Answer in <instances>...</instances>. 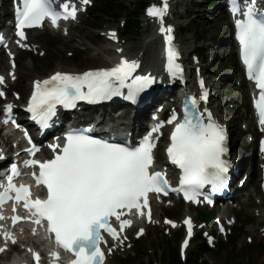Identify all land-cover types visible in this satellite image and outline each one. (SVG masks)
<instances>
[{
  "label": "snow or ice",
  "instance_id": "snow-or-ice-1",
  "mask_svg": "<svg viewBox=\"0 0 264 264\" xmlns=\"http://www.w3.org/2000/svg\"><path fill=\"white\" fill-rule=\"evenodd\" d=\"M83 2L88 3L89 0ZM167 7V0H164L163 7L150 8L149 15L160 17L162 22ZM61 9L56 10L54 0H20V5L16 8V34L25 38L24 28L41 26L45 19H51L53 25H56L61 18H76L77 9L74 5L70 8L65 2ZM240 11L239 0H233V13ZM243 15L244 20L236 21L237 38L248 76L260 90L255 106L259 113V123L264 126V15L256 13L255 0H246ZM160 31L171 33L172 29L169 27L165 30L162 26ZM111 35L115 37V33ZM2 40L3 37H0V41ZM166 40L168 70L170 74H174V68L179 71L182 69L174 65L178 52L172 46L171 35H166ZM138 67L136 61L122 59L113 68L89 71L82 75L57 72L49 79L35 83L28 110L32 113V119L42 127H48V121L56 114L58 104L64 108H75L80 100L96 103L121 95L135 103L138 95L155 80L150 75L133 76ZM3 81L4 78L0 76V83ZM125 88L126 95L122 92ZM2 95L4 93L0 91V96ZM203 98H207L206 92ZM191 103L193 110L186 109L183 122L176 124L171 134L167 154L172 164L182 170L181 188L174 190H182L185 199L195 200L205 184H211L214 190L226 184L228 161L223 159L227 152L224 128L212 121L210 113L208 123H204L202 115L197 114L194 98ZM11 109L12 105H6L5 111L9 116ZM11 122L15 123L14 120ZM168 122L171 123L172 120ZM158 131L159 126L152 130ZM151 137L152 133H149L138 146L131 147L93 138L84 131L70 132L63 146L49 145L54 150L61 148L54 158L24 162L26 167H39V176L35 172L33 176L38 185L46 187V199H29L28 186L21 184L17 187L13 183V177L19 175L13 164L12 175L7 177L8 186L0 193V206L11 199L23 201V206L31 212V217L36 218L35 223L40 224L46 220L47 232L50 235L54 233L56 244L76 256L72 264H103L104 254L100 244L106 241L103 240L101 230L106 231L113 239L118 238V232L110 225L109 218L115 217L120 221L122 231L131 225L130 220H121L124 210L130 212L136 209L143 215L140 210L148 207L149 192L167 194L168 180L165 173L151 171L154 160L152 150L156 146ZM29 143H32L30 138ZM27 151L34 156L39 149L33 144ZM261 151H264V141L261 142ZM3 158L0 155V159ZM13 192L15 197L10 195ZM148 217L150 220V208ZM0 219L3 217L0 216ZM20 219L22 218L14 216L13 224ZM185 223L190 237L191 221L186 220ZM221 230L223 231V227ZM142 232L143 229L138 234ZM4 235L6 239L11 238L10 233L5 232ZM12 242L15 243L14 238ZM187 245L188 241L185 240L184 247ZM4 250L0 248V252ZM51 255L54 259H59L58 253L53 252ZM33 256L36 264H40L39 253L33 252Z\"/></svg>",
  "mask_w": 264,
  "mask_h": 264
},
{
  "label": "rangeland",
  "instance_id": "rangeland-1",
  "mask_svg": "<svg viewBox=\"0 0 264 264\" xmlns=\"http://www.w3.org/2000/svg\"><path fill=\"white\" fill-rule=\"evenodd\" d=\"M140 0H126V2L130 4H137ZM202 2V6H199L198 13H196L192 7H190V4L193 3H199ZM132 7V6H131ZM189 11V16L186 18L185 12ZM212 9H208V7L204 4L203 0H181V3L179 5V15H182V20L180 23H187V19H190L192 17V14H201V19L203 22V30L201 31V40L195 44V35L193 32L189 34L182 33V39L185 41V45L190 46L191 48L199 49L200 47H204V50L206 54L209 55V57L214 60L213 64L210 66L212 67V71L214 74H212L210 77L215 78L218 76L229 77V76H235L234 70L236 69V64L234 60L231 58V48L230 46H227L226 48V54L222 56L223 48L220 47L222 43L221 38H223L224 33L226 32L227 28V22L223 21V17H221L217 13V18L215 19V15L212 13ZM102 18L93 12L91 14V17L87 19V22L85 26L89 27V35L85 36V30L81 29L82 27H79L77 29V34L79 37H85L87 39H92L95 37L96 30L101 26V20ZM216 20L214 23V27H211V21ZM38 41L43 44L47 48L48 55L44 60H41L40 58H33L30 55H24L21 57V61L23 63H31L32 59L38 60V66L37 70H33V73H38L40 76H45L51 71L55 69V65L57 63L66 65V66H73L69 60H64V54L65 50L68 51L69 48L64 45L60 46V36L55 38H49V36H39ZM101 45V43H99ZM214 48V49H213ZM211 50V51H210ZM75 65V64H74ZM78 66V64H76ZM37 71V72H36ZM210 71V68L208 69ZM32 76H28V80ZM238 80V78H237ZM235 80V77L233 78L234 86L229 84L228 81L224 80L221 81L217 88V95H222L224 93V96L218 100V106L226 112L225 116L229 120V123L231 125V128L238 129V120L245 119L247 113L245 112L247 107V99L243 95V89L240 87H237L239 82ZM29 81L26 82V88ZM236 91V94H229L228 92ZM237 100V103H241V106H235V109L231 112L229 110V107L227 104L228 100H232L233 96ZM243 96V97H242ZM238 130H235V132ZM234 132V131H233ZM242 134L239 133L237 135V140L240 143L241 148H246L244 140L241 138ZM248 149V148H247ZM250 148L248 150L240 149V153L238 152V156H249ZM247 168V167H246ZM248 171H251V168H247ZM181 214V213H180ZM142 250V254L140 257L145 253H147V250H152L154 253L159 250H170V243L168 240L163 239L161 236L157 234L156 240L154 241L151 235L148 236V238H145L142 240L141 245L139 246ZM140 257H137L138 259ZM138 259H130L127 264H138L136 262ZM215 260V264H264V253L259 248V246L253 245L251 247H248L243 251L242 254L237 253L236 250H226L224 252H221L219 255H216L213 257ZM144 258L142 257L140 259V262L142 263Z\"/></svg>",
  "mask_w": 264,
  "mask_h": 264
},
{
  "label": "bare ground",
  "instance_id": "bare-ground-1",
  "mask_svg": "<svg viewBox=\"0 0 264 264\" xmlns=\"http://www.w3.org/2000/svg\"><path fill=\"white\" fill-rule=\"evenodd\" d=\"M174 1V9L178 8V4L180 3L179 0H173ZM177 20L174 19V22H176ZM45 33H47V31H43L42 33L39 32V31H31L29 33V37L30 39L35 42V43H39L38 42V39L37 37H39L40 35H45ZM88 33H86L85 35H87ZM54 35V34H53ZM70 38V39H69ZM75 41V38L72 37V35L70 34L68 37L66 38H62L61 39V43L62 44H67V45H70V47L75 50L76 48V45H74L73 41ZM149 45H156V41L150 36H147L141 43V46L139 47V49L137 50H134L133 53H135V55H131L130 57H133V56H139L141 57L142 60H144L145 62L148 63V60L149 59H154V62L156 61V57H157V54L153 51H150L148 49ZM111 45H107V46H104V47H100L98 49H95V50H89V52L91 51H97L96 55H90L87 57L88 59L90 60H96V63H95V67H83V68H78L76 66H73L74 68H71V67H68V66H63L61 64H56L55 67V71L56 70H60V71H66L67 69H70V70H78L80 72H83L85 70H88V69H95V68H104V67H110L113 65V63L115 62L114 61V54L112 53L111 51ZM183 49L186 51V50H189L190 47L188 46H182ZM145 51H144V50ZM72 50V51H73ZM127 51V49H125V51H123L124 53ZM22 53H18V55H21ZM37 66H38V60H34L32 59V62L31 63H23L21 62L18 67H17V74L19 75V80H18V83H14L12 84V86L18 88V90H23L25 91L26 89V82L27 81H31L33 79H37V78H42V76H40L38 73H33L32 71L33 70H37ZM154 70H156V67H154ZM37 72V71H36ZM28 76H32L29 80H28ZM47 75L43 76V77H46ZM17 82V81H16ZM247 120L250 121V118L247 117ZM251 124V122H250ZM235 135V134H234ZM233 152L236 154H238V151H239V146L236 147L235 144L233 145ZM247 161V158L246 160H243V162L239 165V168L240 169H244L246 166H245V163ZM248 204V202L246 203ZM196 216V215H195ZM257 221L259 222L260 220L257 219Z\"/></svg>",
  "mask_w": 264,
  "mask_h": 264
},
{
  "label": "trees",
  "instance_id": "trees-1",
  "mask_svg": "<svg viewBox=\"0 0 264 264\" xmlns=\"http://www.w3.org/2000/svg\"><path fill=\"white\" fill-rule=\"evenodd\" d=\"M176 264V263H175Z\"/></svg>",
  "mask_w": 264,
  "mask_h": 264
}]
</instances>
